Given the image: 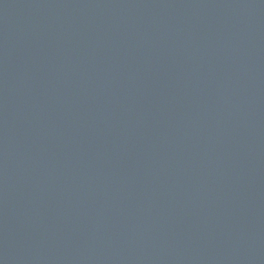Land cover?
Wrapping results in <instances>:
<instances>
[{"label": "water", "instance_id": "water-1", "mask_svg": "<svg viewBox=\"0 0 264 264\" xmlns=\"http://www.w3.org/2000/svg\"><path fill=\"white\" fill-rule=\"evenodd\" d=\"M0 264H264V0H0Z\"/></svg>", "mask_w": 264, "mask_h": 264}]
</instances>
